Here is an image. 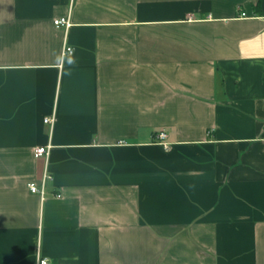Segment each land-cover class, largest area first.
<instances>
[{
  "label": "crops",
  "instance_id": "crops-1",
  "mask_svg": "<svg viewBox=\"0 0 264 264\" xmlns=\"http://www.w3.org/2000/svg\"><path fill=\"white\" fill-rule=\"evenodd\" d=\"M40 256L264 264V0H0V264Z\"/></svg>",
  "mask_w": 264,
  "mask_h": 264
},
{
  "label": "built area",
  "instance_id": "built-area-1",
  "mask_svg": "<svg viewBox=\"0 0 264 264\" xmlns=\"http://www.w3.org/2000/svg\"><path fill=\"white\" fill-rule=\"evenodd\" d=\"M244 14V13H243ZM55 24L57 26H66L69 27L71 25V22L69 20L68 17H64V18H57L54 20ZM74 52V48L71 46H66L63 49V55H68V54H72ZM45 123L50 124L51 126L54 125V122L56 121V117L55 116H51V117H46L45 118ZM158 136L160 138H165L166 134L165 132H160L158 134ZM51 148H52V144L49 143L47 145H40L37 146L35 148V156L36 157H45L46 158V164H45V169H44V173L43 176L41 178V184H37L36 182H31L29 184L30 190L34 193H39L42 197L44 196L45 193V183L48 179H52L53 175L49 170V156H50V152H51ZM57 196H61L60 194H57ZM36 264H50L48 258L46 257H38L37 263Z\"/></svg>",
  "mask_w": 264,
  "mask_h": 264
}]
</instances>
